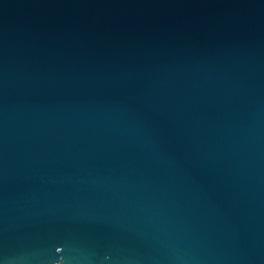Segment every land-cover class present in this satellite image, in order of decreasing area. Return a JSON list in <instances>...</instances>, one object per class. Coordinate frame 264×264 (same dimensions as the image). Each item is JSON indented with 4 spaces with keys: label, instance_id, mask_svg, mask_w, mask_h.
<instances>
[{
    "label": "water",
    "instance_id": "obj_1",
    "mask_svg": "<svg viewBox=\"0 0 264 264\" xmlns=\"http://www.w3.org/2000/svg\"><path fill=\"white\" fill-rule=\"evenodd\" d=\"M0 264H264V0H0Z\"/></svg>",
    "mask_w": 264,
    "mask_h": 264
}]
</instances>
